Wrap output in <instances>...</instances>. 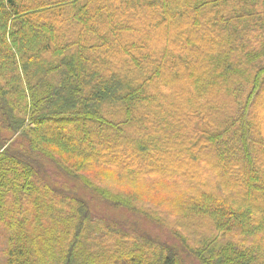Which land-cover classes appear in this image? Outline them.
Wrapping results in <instances>:
<instances>
[{
    "label": "trees",
    "instance_id": "obj_1",
    "mask_svg": "<svg viewBox=\"0 0 264 264\" xmlns=\"http://www.w3.org/2000/svg\"><path fill=\"white\" fill-rule=\"evenodd\" d=\"M260 116L264 0H0L6 264H264Z\"/></svg>",
    "mask_w": 264,
    "mask_h": 264
},
{
    "label": "rangeland",
    "instance_id": "obj_2",
    "mask_svg": "<svg viewBox=\"0 0 264 264\" xmlns=\"http://www.w3.org/2000/svg\"><path fill=\"white\" fill-rule=\"evenodd\" d=\"M254 110L257 111L256 108H254ZM260 122L262 123L264 129V116H260ZM6 246H7V235L4 228L0 227V264L7 263V258L5 256Z\"/></svg>",
    "mask_w": 264,
    "mask_h": 264
}]
</instances>
